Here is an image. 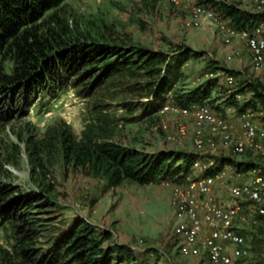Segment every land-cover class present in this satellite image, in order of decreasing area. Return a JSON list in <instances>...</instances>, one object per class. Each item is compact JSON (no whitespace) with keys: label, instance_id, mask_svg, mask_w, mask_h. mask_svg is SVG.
Returning a JSON list of instances; mask_svg holds the SVG:
<instances>
[{"label":"rangeland","instance_id":"rangeland-1","mask_svg":"<svg viewBox=\"0 0 264 264\" xmlns=\"http://www.w3.org/2000/svg\"><path fill=\"white\" fill-rule=\"evenodd\" d=\"M196 2L66 0L60 6V17L86 33L90 39L101 38L102 34L114 35L124 44L163 51L169 56L178 53L176 51L181 46L191 50L192 54L179 64L171 61V70L177 76L169 79L165 91L155 102L153 95L148 94L146 78L124 70L108 77L87 97L78 95L70 83L55 92H43L27 114L1 124L0 180L27 190L36 189L39 182L49 183L53 187L51 195L55 205L33 210L41 219L36 247L43 250L49 248L75 218L82 217L111 234L103 246L121 245L130 250L132 257L129 260L119 262L114 259V264H211L203 256L181 255L172 236L171 181H176L183 174L158 178L146 184L124 179L111 186L103 171L87 174L85 169L67 162L59 148L46 145L48 142L45 140L48 132H59L62 123L68 126L76 139L81 138L83 130L92 124L99 130L101 138L147 154L160 151L199 154L192 142L191 119L173 113L159 116V108L171 102L174 90H190L210 78H216L218 86L210 94L212 103H204L214 110L219 108L227 117L236 118V110L224 102L226 94L246 80L257 79L264 83V72L251 68L242 41L239 45L234 42L235 39L225 44L213 25L196 28L185 26L191 6ZM241 7L252 10L250 3ZM236 46H239L240 55L227 60L229 50ZM227 76H233V86L227 85ZM238 99L241 100L242 96ZM146 106L148 108L144 114ZM255 120L264 125V115L256 112ZM181 123L186 125L187 131L184 136H175L176 128ZM30 139L42 148L39 152L40 165L35 161ZM208 157L213 161L215 157H227L264 169V142L262 151L232 155L217 150ZM219 170L224 173L216 182L219 195L226 193L227 186L245 182L248 178L247 171L237 172L231 164H225ZM195 174L191 169L180 180ZM259 225L261 234L257 239H262L264 223L260 221ZM5 238V233L0 231V245L10 249ZM253 238L254 235L250 241L251 257L254 263L264 264L263 252L252 249ZM0 264L5 263L0 260Z\"/></svg>","mask_w":264,"mask_h":264},{"label":"trees","instance_id":"trees-1","mask_svg":"<svg viewBox=\"0 0 264 264\" xmlns=\"http://www.w3.org/2000/svg\"><path fill=\"white\" fill-rule=\"evenodd\" d=\"M64 1L0 0V126L27 114L43 92H55L70 83L78 95L87 97L108 77L124 70L146 78L148 94L153 95L155 102L165 91L169 79L177 76L171 70V61L179 64L192 54L191 50L181 46L178 53L169 56L166 52L140 45H125L118 37L102 33L101 38L90 39L60 17L59 10ZM197 3L211 7L237 29L252 27L264 17V14L251 13L224 0H197ZM217 86V79L210 78L193 89L174 90L171 103L179 106L212 103L210 94ZM235 94L242 99H237ZM224 102L237 112L245 109L264 111V83L257 79L246 80L226 94ZM67 127L62 123L59 132H48L46 145L59 148L67 162L85 169L87 174L103 171L111 186L124 179L146 184L158 178L183 174L176 179L178 181L191 170L194 162L203 160L201 155L191 152L147 154L101 138L99 130L92 124L83 130L81 138L76 139ZM30 144L35 161L40 165L42 148L32 139ZM214 160L205 174L215 173L225 164H231L237 172L257 168L252 163L235 162L227 157H215ZM52 190L49 183L39 182L36 189L27 190L0 180V231L5 233L10 247L6 249L0 245L3 263L114 264V259L121 262L132 257L126 246H103L111 234L82 217L75 218L49 248L36 247L41 219L33 210L55 205ZM258 218L264 223V215ZM259 227L252 249L263 252L264 238L257 239L261 234Z\"/></svg>","mask_w":264,"mask_h":264},{"label":"built area","instance_id":"built-area-1","mask_svg":"<svg viewBox=\"0 0 264 264\" xmlns=\"http://www.w3.org/2000/svg\"><path fill=\"white\" fill-rule=\"evenodd\" d=\"M224 1L240 8L250 3L252 10L242 9L264 14V0ZM184 23L189 28L215 26L225 44L239 38L248 53L251 68L264 72V17L252 27L237 29L211 7L196 2ZM240 53L239 48H234L226 59L232 60ZM226 83L233 86V76H227ZM239 96L235 94L237 99ZM256 112L264 115L263 110L245 109L236 111V118H231L207 104L179 106L166 102L159 108V116L173 113L191 119L193 146L203 157L191 168L196 172L194 176L171 181L172 236L181 255L203 256L211 264H256L251 257L250 241L260 224L258 216L264 215V169L248 170L247 180L227 186L224 195L216 192V182L222 178L223 171L205 174L214 164L208 155L217 150L232 155L262 151L264 125L256 122ZM186 131V125L181 123L175 136H184Z\"/></svg>","mask_w":264,"mask_h":264},{"label":"crops","instance_id":"crops-1","mask_svg":"<svg viewBox=\"0 0 264 264\" xmlns=\"http://www.w3.org/2000/svg\"><path fill=\"white\" fill-rule=\"evenodd\" d=\"M234 42H235V43H238V45L242 43L241 40H240L239 38H236V39L234 40ZM234 48H239V46H236V47L231 48V49L229 50V52L232 51Z\"/></svg>","mask_w":264,"mask_h":264}]
</instances>
